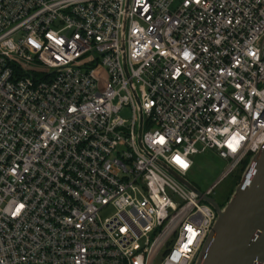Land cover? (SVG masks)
I'll return each instance as SVG.
<instances>
[{"label":"built area","instance_id":"obj_1","mask_svg":"<svg viewBox=\"0 0 264 264\" xmlns=\"http://www.w3.org/2000/svg\"><path fill=\"white\" fill-rule=\"evenodd\" d=\"M262 149L264 0H0V264H196Z\"/></svg>","mask_w":264,"mask_h":264},{"label":"water","instance_id":"obj_2","mask_svg":"<svg viewBox=\"0 0 264 264\" xmlns=\"http://www.w3.org/2000/svg\"><path fill=\"white\" fill-rule=\"evenodd\" d=\"M141 130L140 127L139 135ZM173 174L199 193L193 184ZM207 199L218 218L204 256L196 264H264V149L224 206L220 207L213 198Z\"/></svg>","mask_w":264,"mask_h":264},{"label":"rangeland","instance_id":"obj_3","mask_svg":"<svg viewBox=\"0 0 264 264\" xmlns=\"http://www.w3.org/2000/svg\"><path fill=\"white\" fill-rule=\"evenodd\" d=\"M121 115L124 118H129L131 113L126 109L121 112ZM194 160L195 164L189 171L187 179L196 185L201 191H205V189L220 175L224 168V161L221 158L219 159L214 152L209 150L205 151L203 154L195 155ZM241 171L242 170L235 171V173L222 180L215 188L212 198H214L220 205H225L230 200L231 195L243 175ZM231 189V193L226 197ZM111 214L112 210L110 208H106L101 212V215L103 216H110Z\"/></svg>","mask_w":264,"mask_h":264},{"label":"trees","instance_id":"obj_4","mask_svg":"<svg viewBox=\"0 0 264 264\" xmlns=\"http://www.w3.org/2000/svg\"><path fill=\"white\" fill-rule=\"evenodd\" d=\"M231 191H232V189L230 190V192L228 193V195H227L226 197H228V196H229V194L231 193Z\"/></svg>","mask_w":264,"mask_h":264}]
</instances>
